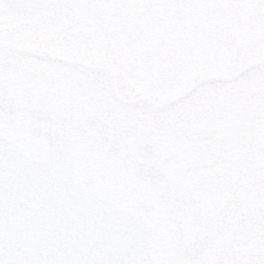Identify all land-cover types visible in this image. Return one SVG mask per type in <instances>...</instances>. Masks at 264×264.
<instances>
[{
	"label": "flooded vegetation",
	"instance_id": "1",
	"mask_svg": "<svg viewBox=\"0 0 264 264\" xmlns=\"http://www.w3.org/2000/svg\"><path fill=\"white\" fill-rule=\"evenodd\" d=\"M14 3L0 136L40 159L61 128L76 179L143 220L149 264H264V0Z\"/></svg>",
	"mask_w": 264,
	"mask_h": 264
},
{
	"label": "water",
	"instance_id": "2",
	"mask_svg": "<svg viewBox=\"0 0 264 264\" xmlns=\"http://www.w3.org/2000/svg\"><path fill=\"white\" fill-rule=\"evenodd\" d=\"M49 148L36 162L0 141V264H149L140 222L83 190L61 140Z\"/></svg>",
	"mask_w": 264,
	"mask_h": 264
},
{
	"label": "rangeland",
	"instance_id": "3",
	"mask_svg": "<svg viewBox=\"0 0 264 264\" xmlns=\"http://www.w3.org/2000/svg\"><path fill=\"white\" fill-rule=\"evenodd\" d=\"M40 107H42V106H40ZM2 128H3V131L6 132V133L12 132L11 128H8V127H5V126H3ZM0 130L2 131V129H0ZM15 134H16V132H15ZM11 135L15 136L13 133Z\"/></svg>",
	"mask_w": 264,
	"mask_h": 264
}]
</instances>
